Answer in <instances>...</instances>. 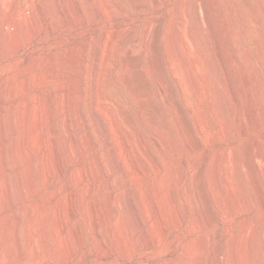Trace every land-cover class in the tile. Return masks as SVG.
<instances>
[{
    "label": "rangeland",
    "instance_id": "374dc122",
    "mask_svg": "<svg viewBox=\"0 0 264 264\" xmlns=\"http://www.w3.org/2000/svg\"><path fill=\"white\" fill-rule=\"evenodd\" d=\"M3 2L4 4L6 3L5 6L7 7L8 12L5 14V16L3 15L5 19L3 18L2 15H0V19H1L0 33H2L4 28L9 30L10 32L12 31V29L14 30L13 27H10V24L15 18L18 17L16 11L19 8H22L27 14H29L30 13L29 9L31 5L29 0H22L21 2L22 5H20L19 0H4ZM42 2H43L42 5L44 8V13H46L47 16L43 26V31L42 32H39L37 30L33 31L31 37L32 39L30 40V42L27 45L20 46L17 50L10 53L8 57L6 58L1 57V53H0V108H2L1 117L4 122L3 123L4 127L6 126L4 131V137L0 140V149L3 146L7 145L6 147H8V149L10 150L11 144L14 140L13 138H15V136H17L18 134V131L16 132V130L13 129L14 127L11 124L13 111L19 108V110H21V112H23L24 115L27 114L28 112H30L32 106L36 104H38L37 106H40V103L42 104L43 102L42 97L48 94H56L58 92L59 85L63 83L62 81H64L65 83L66 80H72L70 81L69 84L72 86L76 84L75 86H77L78 69L82 67L87 69L91 65L90 61H92L93 50H91L90 48L94 49V47L97 44H100L101 46L104 44L103 46L105 48L102 46L103 48L102 53L104 54L103 59L105 60L104 67H106L104 69L105 85L109 86L108 84H110L109 89L113 85L112 86L113 88L112 87L111 88L115 91L113 92L112 89L111 92L110 90H108L109 92L106 91L107 92L106 96L108 95L109 97L113 96V98H110V101H108L109 97H107L106 99L108 101V103L106 102L107 104L106 109L108 110L105 109V111L108 116L107 118H109L107 119V126L109 127L110 125V129L111 127L115 129V132H112L113 135L112 143L113 146L114 145L117 146V144L120 145L115 149L118 150L117 148H120L119 151L121 150L120 151L121 154L119 153V151H117V153H119L118 154L119 156L121 155L119 157L121 159H119V161L116 160L117 161L116 163V161L114 160L115 158L113 157H111L112 159L108 158L107 156L108 153L106 152V150L100 151V154L103 159L105 156H103L102 154L103 153L104 155L107 154L106 155L107 158L105 157L107 160L104 159L106 161V162L104 161V167L106 169L103 168V171L105 172L104 176L106 175L107 178L105 179V177H103L104 172L101 171V168L94 167L93 169L94 171L92 172L95 173L99 171L100 174L99 172L97 174L100 177L98 178L94 177L96 179L93 178L94 180L92 179V181H94L95 189L97 190L98 188L99 190H97L95 193L97 195L92 196V194L90 195L88 194V196L84 199L82 198L83 196L81 193L82 192L81 190H83L84 183L83 182L77 183L74 180L72 173L73 167L69 164V160L61 143L60 144L62 146L59 145V151L60 153H62L61 158L63 159L62 161L64 162L63 164L65 167L63 174L59 176L57 173L54 172V169L51 166V164H49V162L47 161L48 157L46 156L45 159L48 162L47 166L50 165L51 167L49 166L45 167L47 170L45 169L40 175H39L40 172L38 171L37 172L38 174L36 175L37 179L34 177L36 180L32 182L33 184L31 183V186L30 183L27 184L28 187L27 191L24 188L25 186L24 183L22 182L21 177L19 176L21 172L20 169L35 164L37 161L36 160L37 156L32 154L33 157L31 155L30 156L31 158L29 157L22 166L21 165L19 166V164H17L18 162L17 161L15 162L16 159L13 160L14 157L12 151L10 150L9 152V150H7L9 152L7 155L9 157V158L7 157V164L4 168L0 167V199H1L0 220L3 218L2 219L3 221L2 220L0 221V264H206V260L204 258H203L204 260L202 259L203 257L202 255H204V253L208 251L207 248L209 247L210 250H212L215 254V264H224L227 259L226 255L229 256V254L227 253L228 248L226 246V243L229 242V240L243 238L244 237L243 235H246L249 231L250 233L253 232L255 225H258L257 223L261 222V220L259 219L262 218L261 214L264 213V207L260 200L261 198L258 189L256 188L257 186L255 184L254 175L251 172L252 169L249 168L250 166L245 156H243L246 155L245 153V149L247 147L246 144L253 138V134L250 131L247 134L243 131V127H242L243 123L241 120L237 118L234 107L229 104L228 105L225 104L227 105V107L232 108V110L234 111V113L232 111V113H230V115L231 114L232 115L229 116V119H231L230 127L232 132L231 134L232 140L229 139L230 136L227 135V133H225V130L223 128L225 124L224 120L226 121V116L225 113H223L224 112L223 108L220 107L222 106L220 100H222V97L225 98L227 96L223 94L225 96L220 97L218 93L216 94L214 81L211 74L209 73L210 70H208V67H204L201 71L202 73L204 72L203 73L204 76L202 75L203 79L197 77L199 86L195 88L194 84L192 83L193 78L196 77L194 72H192L193 71L192 62L194 60V56H193L194 49L192 47L190 48L188 45H185V43L183 46L182 45L183 43L181 44L180 39L178 41L177 49L174 48V45L167 42L168 44H170L169 46H172L171 50L174 51L175 62L177 63V65L180 66V69L183 72L180 73V75L179 74L177 75V73L173 72L174 70H172L173 68L169 62V59H167L168 51L165 48L167 46L165 45L166 40L164 41V38L166 37L165 39L167 40L170 39L167 37L168 36L167 34L170 33L172 34L173 31L175 30L174 27L175 25L173 21L175 20L174 19L175 16L179 17V19L182 20L179 21V23L181 24H178V26L180 27L178 28L181 29L184 27L183 24L184 19L181 15L182 13L180 11L176 13L175 10L176 8H179L180 6L185 4V0L183 1L182 0H102L101 2L102 5L100 4L101 6H99V9H96L97 6L94 5L92 6V2L88 4L86 3L85 0H83L82 6L85 7L84 10L87 8L84 11L85 16L84 15L81 16V14L78 13L79 11L77 9L72 8L70 9L72 12V14H70L71 15L70 20L65 22L66 24L65 23L62 24L59 28H55L53 26V23L51 22L53 20V16L51 14V5H50L51 2L47 0H42ZM254 4H256V2H254ZM103 7L105 10L103 9ZM145 7H149V8H145ZM99 10H101L102 13ZM15 14L17 15L16 17ZM71 21L74 23H72ZM147 22L148 24H150V26H148V30L151 28L150 32L148 31L147 32L151 35L147 34V36L149 35L148 37L150 40L146 38L144 39V41L145 40L147 41L149 40V41L147 43L143 41V48H144L143 51L144 54L146 55L145 56L146 62L151 66L150 67L144 64L146 65V67H148V69H146L144 65H141L143 64L142 62L136 60L135 55H132L134 52H136L135 46L136 43L138 42L136 40L142 38L141 37L143 35L142 29L145 25H147L146 24ZM157 23L159 24V26ZM181 30L183 31V29ZM180 31L178 32V34L180 33ZM182 31L178 36L182 34ZM141 32L142 34L140 35ZM170 36L171 35H169V37ZM206 39H208V41L211 42V37L209 35V32L206 33ZM145 44L147 48H145ZM133 47L134 50H132ZM125 48L128 49L126 50ZM209 49L210 50H208V52L210 54L213 55L216 54L213 46H210ZM128 53L131 54L132 56L129 55ZM151 54L154 56V59H151L153 58ZM127 56L128 57L130 56L129 57L130 60H132L131 57L135 60L130 61ZM46 58H50L49 59L50 61H48L47 64L43 62L44 60H46ZM124 58L125 59L127 58L130 61V63L127 59L124 60ZM148 58L150 61L152 60L153 62H155L156 65L155 64L152 65L150 61H147ZM121 59H122V63L125 66V69H127L124 70V72L126 71L124 75L126 77L128 76L126 79L127 81L130 80L131 83L130 82L129 83L132 86V88L133 86H135L134 89L136 88L139 94L136 93V90L135 93L136 96L138 94L137 97L140 96V98H138V100L141 99L140 101L137 100V102H134V100L130 97V95H128L129 93L126 90V86H124L125 84L123 80L120 81L119 78L116 76L120 65L119 63H121L120 61ZM81 63H83L84 65ZM107 63H108V67L106 65ZM131 63L133 64L135 63V64L133 65ZM174 73L176 76L174 75ZM46 76L49 78V80L45 82V79L43 77L46 78ZM40 81L41 82L44 81L46 84L41 83ZM179 81L188 86V87L186 86V88L189 92V101L192 102V104L190 103V106L188 107L187 105H185L186 115H187L186 118L191 125L193 136H195L201 142L200 145L202 144L200 147L201 149L199 150L193 149L190 142H188L189 140L187 135L183 130V123H184L182 119L183 116L181 115V109L179 107L182 106L183 101L181 99V94L178 91L179 83L177 82ZM68 82L69 81H67V83ZM26 85L28 86V88H26L27 87ZM107 86H105V89L107 88ZM15 89L17 90L16 94L12 93L16 91ZM76 93L77 92L74 89V92L72 91V94H74V96H77L75 95ZM23 102L25 105L26 104L27 105L25 106ZM20 103H22L23 105ZM56 108H55L56 115L54 113V119L50 124L51 126L50 129L52 127H53L52 130L55 129V131L50 130L53 135L54 133L56 134L58 133V128L56 129V127H57V122L60 118L59 110L58 108L57 109ZM143 110L145 112H143ZM118 112L119 113L121 112L120 114L123 117V118L120 117L122 119H120L119 126L122 123L123 126L121 125L119 127L114 125L115 126L114 127L113 125H111V122L114 120L115 116L118 115L121 116ZM213 113L214 115H212ZM29 124H27L26 125L27 127H25L27 129V133L28 131H30ZM37 125L39 131L38 133L39 137L37 138L39 139L41 138V140L39 139L38 140L41 141L40 143H42L43 145L41 154L44 158V155L47 154L46 147L44 144L45 129L43 128L41 120H37ZM124 125L127 128H125ZM152 126L153 127L157 126L162 128L165 132L170 134V136H172L174 140L176 139L175 141L177 143V148L179 150L172 148L171 145L165 143L161 138H159L155 134L154 130H152L153 129ZM114 129L112 131H114ZM125 129H127V131ZM126 132L131 134L130 141L127 147L123 144L122 141L124 139V135ZM30 133L31 131L29 132V137H28L29 140L30 141H34V139L36 140L35 137L37 136V134L36 136L34 135L35 137L34 136L32 137L33 134ZM113 133L116 134V137H114L115 134ZM114 140L117 144H114L115 143ZM138 140L144 141L145 142L144 145L147 144L146 147L150 149L151 154L154 157V160H158V163L162 165L161 173H159V170L153 164L152 162L153 160L151 159L150 154H148V152H146L145 150L146 148L145 149L143 147L140 148L141 151L137 149ZM232 146L235 147L238 146L241 148V151H243L241 152L242 153L241 156L243 158L242 162H245L242 163L245 166V167L243 166V172H244L243 174L247 172L244 175V177H246L245 179L246 183L245 182L242 183V181L239 178V175L236 173L235 170H233L234 176L232 173L231 179L229 181L230 184L228 183L224 186V192H220L218 190L215 191V189L211 187V183L208 179L209 176H207L206 181L205 179L203 180V178L200 176L198 172L200 170L199 168H201L204 162L206 163L213 160L218 155L216 153L219 154H223L224 152L232 153L230 149L234 150L235 148ZM132 147L135 148L133 149ZM154 147H156L158 150ZM228 147L231 148L229 149ZM61 148L63 150H60ZM137 151H140L139 153L142 152L141 156L142 157L144 156L143 158H145L144 165L141 164L144 169L141 167L139 168V171L138 169H136L138 168L136 161ZM108 159L111 161H109ZM113 160L115 163L113 162ZM231 160L233 161L232 155H231ZM15 165H18L19 167L18 166L15 167ZM112 166L113 167L117 166V167L113 168ZM95 169H99V170L96 171ZM115 169L117 171H115ZM165 170L168 175L165 173ZM108 172L111 174H108ZM161 174L162 175L164 174V176H162ZM235 174H237L238 178ZM116 175L119 177L117 178ZM4 178L10 180V190L13 191V193L11 191L10 196H7L5 191L6 188L5 187L3 188L4 185L1 184ZM103 178L107 180V182L103 180ZM161 178H162V182H161ZM164 178L165 179L167 178L166 181ZM114 179L115 182L117 183L116 184L110 183L111 181H114ZM101 180L103 181L104 185L102 184ZM19 183L20 184L23 183L22 185L23 187L19 185ZM159 183L160 184L163 183L162 186L164 187H162ZM98 184L102 187L101 190L100 187H96L98 186ZM111 184L113 186H111ZM102 185L104 186V188ZM109 185L111 187H109ZM242 185L245 187H243ZM199 186L202 187L200 188ZM246 188L248 190H246ZM198 191L201 193H199ZM3 192L5 193L3 194ZM196 192L199 193L196 194L197 196L201 194L204 195L202 198L206 203V204L204 203L206 205V206L204 205L206 207L205 208L206 213L213 220L210 226L206 225L204 220L198 219L197 221H195L196 207H197L196 195H195ZM66 194L67 196L70 195V197H66ZM71 196L73 199H71ZM99 196L102 198H100ZM66 198H69L68 200H70L69 206H72L73 210L75 209L74 210L75 213L72 215L68 214V216L65 214V211L69 206L66 205L67 206L66 207L65 204H62L64 203L63 201H65V203L68 202ZM114 198L116 200V205H115L117 207L116 212H113V208H112V201ZM216 198L217 199L220 198L219 202ZM92 199L94 200L96 199L97 201V206H98L97 207L98 209L96 210L97 213L101 214L100 216H102L103 218L105 215L107 216V217L105 216L106 218L110 217L111 221L108 218L109 221L106 223V225H110L114 223V221L116 220L115 217H119L120 215L117 222V225L119 224L118 228L119 226L120 228L118 229L116 225L117 229L115 228V230L117 231V234L119 233L118 234L119 238L121 237L122 234L121 237L122 239L117 240L116 238L115 244L117 248H115L114 250L115 253L111 252L112 250L111 248H108L106 249V251L104 250L107 254L103 251L104 254L99 256L98 253L92 247V242L89 237V233L91 230H88L90 226L87 225L88 224L87 221L85 222V216H84V214H92L90 212H93L91 206L88 204L89 201H92ZM55 204L57 207L56 206L54 207ZM89 207L91 209L90 211H88ZM62 208L63 209L65 208V211ZM32 209H34L33 211L35 212H33ZM232 209H234V213L233 211H231ZM117 213L118 215L115 216L114 214ZM24 217L27 219H25ZM76 219L80 222L78 223ZM16 220L20 221L21 222L20 224H22L20 225L21 226L20 230H22L21 234L23 235V236L21 235L22 246L23 249L26 250L23 260H20L18 258L17 256L18 252L16 246L14 247V245H12V239L7 234L14 227L12 224L14 225L16 224L17 222ZM253 220H255V223ZM53 224L55 227V228L53 227L54 229L52 228ZM120 224L122 225V227ZM42 225L43 228L46 227L50 231L49 232L50 234L51 233L53 234H51V240L49 241L47 247L43 246L42 248V254H41L42 258L37 259L35 257V248H34L35 237L32 236V230L37 229L38 230L37 235L40 236L39 232L41 234L42 233L41 231L44 232L45 230L42 228ZM23 226L25 227L23 228ZM56 226L58 228H56ZM105 227H106L105 225H102V229L103 228L105 229ZM71 228L73 230L77 228L75 231L78 232V234H80V235L77 234L79 238H76L75 241L77 243V247L79 246L78 248L77 247L75 248L76 245H74L73 247L72 240H70L67 237L69 230H72ZM80 228L83 229L80 230ZM120 229H121V233H120ZM64 234L66 236L63 238ZM52 238L53 239L55 238L54 241L52 240ZM79 240L81 241L80 244H79ZM122 240L124 241L122 242ZM211 243H213L214 245L213 244L211 245ZM204 244H206V246H204ZM203 246L205 247L204 248L205 250L202 248ZM7 248H10L11 250ZM67 250H68L67 253L68 254L70 253L69 255L66 253ZM195 252L197 254H195ZM200 254L202 255L200 256ZM11 261H13V263ZM245 261H243L242 263L253 264L250 262V260L249 261L245 260Z\"/></svg>",
    "mask_w": 264,
    "mask_h": 264
},
{
    "label": "bare ground",
    "instance_id": "6f19581e",
    "mask_svg": "<svg viewBox=\"0 0 264 264\" xmlns=\"http://www.w3.org/2000/svg\"><path fill=\"white\" fill-rule=\"evenodd\" d=\"M3 1L4 0H0V15H2V16L4 15L5 16V14L8 12V9L5 6L6 3L4 4ZM19 1H20V5H22L21 4L22 0H19ZM47 1L51 2L50 5H51V14L53 16V20L51 18L50 19L52 20L51 22L53 23V26L55 28H59L62 24H64L65 22H67V21L70 20V18H71V15L70 14H72V12H71L70 9H72V8L77 9L79 11L78 13H80L81 16L84 15V11L87 9L86 8L84 10L85 7L82 6L83 5V3H82L83 0H47ZM85 1L88 4L92 2V6L93 5L94 6H97V8L95 7L96 9H99V6L102 5V3H101L102 0H85ZM29 2L31 3L30 9H29V12L30 13L27 14L22 8H19L18 10L16 9L17 10L16 12L18 14V17L15 18L14 20L11 18L13 20L11 22V24H10V21H9L10 27H13L14 30L12 29V31L10 32L9 30H7V29L4 28V30L2 31V33H0V53H1V57L6 58V57L9 56L10 53H12L13 51L17 50L20 46L27 45L30 42V40L32 39L31 37H32V34H33L32 32L33 31H35V30H37L39 32H42L43 31V26H44V23H45V20H46V17H47L46 16V13H44V8H43V5H42L43 2H42V0H29ZM254 2H256V4H254ZM103 3H105V2H103ZM182 6H180L179 8H176L175 12L177 13V12L180 11L182 13V14L181 13L180 14L182 15V17L184 19L183 20L184 21V23H183L184 24V27L181 28V29H183V31L181 29H179L180 27L178 26V24H181V23H179V21H182V20H180L179 17H176L175 16V18H174L175 20H173L174 21V25H175L174 26L175 27V30L173 31L172 34L171 33L170 34H167L168 36L165 35V36H167L170 39L167 40V39H165L166 37L165 38L163 37L164 38V41L166 40L165 41L166 42L165 45L167 47H165V48L168 51V58L167 59H169V62L171 64L172 68H173L172 70H174L173 72L177 73V75L178 74L180 75V73H183V72L181 71L180 66L177 65V63L175 62V59H174V51L171 50V47L172 46H169L170 44H168V43H171L172 45H174V48L177 49V47H178V41L180 39L181 44L183 43L182 44L183 46H184V43H185V45H188L190 48L192 47L194 49V55H193L194 56V60H193V62L191 61L193 63V65H192V70L193 71L192 72H194V74L196 75V77L193 78V81L192 80H190V81H192V83L194 84L195 88L197 86H199L198 78L197 77H200V79H203V76H204L203 73L204 72L202 73L201 71H202V69L204 67H208V70H210L209 73L211 74V76L213 78V81H214V87L216 89V94L218 93V95L220 97L225 96V95L227 96L225 98L222 97V100H220L221 101L220 103L222 105L220 107L223 108V110H224L223 113H225V116H226V121L224 120L225 124H224V127L223 128L225 130V133H227V135L230 136L229 139L232 138V136H231L232 132H231V127H230V121H231V119H229V116L232 115V114L230 115V113H232L233 110H232V108L227 107L228 104L234 107L235 112H236V115H237V118L242 121V123H243V126H242L243 127V131L246 134L249 133V131L253 134V138L248 143L246 142L247 143L246 144L247 147L245 149L246 155H243V156H245V158H246V160H247V162H248V164L250 166L249 168L252 169L251 172L254 175L255 184L257 186L256 188L258 189V192H259V195H260V198H261L260 200H261L262 205L264 207V0H185V4H183ZM100 8H102V7H100ZM145 8H149V7H145ZM103 9H104V7H103ZM73 11H75V10H73ZM99 11L102 13L101 10H99ZM104 12H106V11H104ZM4 16H3V18H4ZM16 16L17 15L15 14V17ZM161 22H162V20H161ZM6 23H8V22H6ZM72 23H74V22H72ZM146 24L147 25H145L143 27V29H142V32H143V35L141 36L142 38L139 39V40H136V41H138L137 43L134 42V43H136V46L133 45V46L136 47V49H135L136 52L132 51V52H134L132 55H135L136 56V60L137 61H140V62L143 63L141 65L146 64V65L150 66L146 62V57H145L146 55L144 54V51H143V49H144L143 48V41H144L145 38L146 39H149L148 36L151 35V34L148 33L151 30V28L148 30V26H150V24H148V22ZM158 26H159V24H158ZM165 26H166V24H165ZM177 29L179 31L180 30L182 31V34L180 36H178V35L181 33V31L178 34L179 31ZM176 31H178V32H176ZM142 32L140 33V35L142 34ZM208 32H209V35L211 37V42H209L208 39H206V33H208ZM147 34H149V35L147 36ZM169 35H171V36L169 37ZM148 41L145 40L144 42L147 43ZM102 43H104V42H102ZM102 46L100 44H97L94 47V49L93 48H90L91 50H93L92 61H90L91 62V65L87 69H85L84 67L78 69V77H77L78 84H77V86H75L76 84L74 85L75 87L69 84L70 81H72V80H66L65 83H64V81L61 80L63 83L61 85H59L58 92L56 94H48V95H45L44 97H42L43 98L42 104L40 103V106H37L38 104L32 106V108L30 109V112H28L27 114H25L26 116L24 115L23 112H21V110H19V108H17L16 110L13 109L14 111L12 113L11 124L14 127L13 129H15L16 132L18 131L17 136L14 135L15 138H13L14 140H13V142L11 144V147H10V150L12 151L13 157H14L13 160L16 159L15 162L17 161L18 162L17 164H19V166L20 165L22 166L24 164V162L32 154H34V155L37 156L36 157L37 158L36 159L37 161H36L35 164H33L31 166H28V167L26 166V167L20 169V171H21L20 174L17 173L21 177L22 182L24 183V186H25L24 188L26 189V191H27V188H28L27 187V184L30 183V186H31V183L34 180L37 179L36 178V175L38 174L37 172L39 171L40 172L39 175H40L46 169L45 167H48V166L51 167L52 166L53 169H54V172L57 173L59 176L63 174L65 167H64V164H63L64 162L62 161L63 159L61 158V154L62 153H60V151H59V145L60 146L63 145V148H64L65 153L67 155V158L69 160V164L73 167V172L72 173H73L74 180L77 183H81V182L84 183L83 190H81L82 191L81 193H82V196H83L82 198H84V199L88 196V194L89 195L92 194V196L93 195H97L95 193H96L97 190H99L98 188H97V190L95 189V187H94V181H92V179L94 177H97V178L100 177L97 174L99 171L98 172H95V173L92 172V171H94L93 170L94 167L95 168L96 167L97 168H101V171H103V168H105L104 167V161L107 160L106 159L107 156H108L109 159L111 157L115 158L114 159L115 161L116 160L119 161V159H121V158H119L121 155L120 156L118 155L120 153V151H121V150L119 151L120 148H117L118 150L115 149L116 147H118L120 145H118L115 142V140H114V142H115L114 144H117V146L116 145L113 146V143H112L113 142L112 141L113 140L112 132H115V129L113 127H111V129H110V125H109V127L107 126V119H109V118H107L108 116H107L106 111H105V109L107 107L106 106L107 105L106 102L108 103V101H110V98H113V96L112 97H109V95L106 96V93H107L106 91L110 90V92H111V89L113 88L112 87L113 85L111 83V85H112L111 87L112 88L110 87V89H109L110 84H108L109 86L105 85V76H104V71L105 70L104 69L106 67H104L105 60L103 59V55L104 54L102 53V49H103ZM210 46H213L214 47V49H215L214 51L216 53L215 55L210 54L208 52V50H210L209 49ZM145 48H147L146 44H145ZM163 48H164V46H163ZM165 48H164V50H165ZM168 48H170V49H168ZM187 49H186V51H187ZM132 50H134V47H133ZM146 51H147V49H146ZM60 53H62V52H60ZM83 54H85V53H83ZM148 54H150V53H148ZM129 55H131V54H129ZM151 56H153V55L151 54ZM149 58H151V57H149ZM149 58L147 59V61H150ZM49 59L50 58H46V60H44L43 62H45L47 64V62L50 61ZM122 59H123V57H122ZM122 59L120 60L121 63H119L120 65H119V68H118V72L116 71L117 72V75L116 76L119 78L120 81L123 80V82L125 84L124 86H126V90L129 93L128 95H130V97L134 100V102H137L138 98H140V96L137 97L139 93L137 92L136 88L134 89L135 86H133V88H132V86L130 85V83H131L130 80L127 81L126 78L128 76L126 77L124 75V73L126 72V71L124 72V70H127V69H125V66L122 63ZM126 59L124 58V60H126ZM131 59L132 60H130V58H129L130 61L135 60L132 57H131ZM151 59H154V56ZM55 60H54V62H55ZM130 61H129V63H130ZM185 61H187V60H185ZM140 62H139V64H140ZM150 62L152 63V65L155 64V62H153L152 60ZM81 64H83V63H81ZM131 64H133V63H131ZM106 65L108 67V63ZM133 65H131V66H133ZM146 65H144V66L146 67ZM157 65H158V63H157ZM128 67H130V66H128ZM146 69H148V67H146ZM175 73H174V75H175ZM63 74H65V73H63ZM32 75H34V74H32ZM55 75H57V74H55ZM113 77H115V76H113ZM132 77H131V79H132ZM43 78L45 79V82L47 80H49V78L47 76H46V78L45 77H43ZM67 81H69V82L67 83ZM22 82H23V80H22ZM26 82H27V79H26ZM45 82L42 81L41 83H45ZM28 83H29V81H28ZM37 83H38V81H37ZM109 83H110V80H109ZM177 83H179L178 84V91L180 92L181 99L183 101L182 106H179L180 109H181V115L183 116V118H182L183 119V122H184L183 123V130H184L185 134L187 135L188 140H189L188 142H190V144L193 147V149L194 150H199V149H201L200 147H201L202 144L200 145L201 142L195 136H193V134H192L193 132H192L191 125H190L189 121L186 118L187 115H186V106L185 105H187V107H188V106H190V103L192 104V102L189 101V92H188V90L186 88L187 85H185L184 83H182L180 81L177 82ZM21 86H23V85H21ZM105 86H107L108 89L107 88L105 89ZM26 88H28V86ZM10 89H12V88H10ZM74 89L77 92L75 94L77 96H74V94H72V91L74 92ZM135 90H136V93H138L137 96H136ZM113 92H115V91L113 90ZM12 93L16 94L17 93V90L14 91V92H12ZM108 94H110V93H108ZM209 94H210V92H209ZM223 94H225V95H223ZM107 97H109L108 101L106 100ZM56 98H57V100H56ZM26 100H28V99H26ZM117 100H115V101H117ZM140 100H138V101H140ZM211 100H212V97H211ZM225 100H226V103H225ZM20 104H22V103H20ZM23 104H24V102H23ZM225 104H227V105H225ZM56 107L59 110L60 118H59V120L57 122V127H56V129L58 128V133L57 134L54 133V135H53L51 133V131H50V130H52L53 127L50 129V127H51L50 124L52 123V121L54 119V113H55V108ZM73 108H75L76 111ZM228 108H230V109H228ZM1 110H2V108H0V140L4 137V131H5V128H6V126L4 127V124H3L4 122H3V119L1 117ZM106 110H108V109H106ZM214 110H215V108H214ZM143 112H145V111L143 110ZM233 113H234V111H233ZM55 115H56V113H55ZM212 115H214V113ZM142 116H143V114H142ZM112 117H114V116H112ZM120 117H122V115L121 116H119V115L118 116H115L114 120L113 121L111 120L112 122L110 121L111 122V125H113V126L114 125L115 126H119L120 119L123 118V117L122 118H120ZM145 117H143V118H145ZM198 118H200V117H198ZM168 119H169V117H168ZM4 120H5V118H4ZM37 120H41L42 125H43V128L45 129L44 144H45V147H46L47 154L46 155L43 154L44 155V158H43V156L41 154L43 145H42V143H40L41 141H39V140H41V138L40 139L37 138V137H39V134H38L39 131H38V128H37L38 127ZM201 122H202V120H201ZM124 123H125V121H124ZM27 124L30 125V128L29 129H30L31 133L33 134L32 137L34 135L36 136V134H37L36 137L34 136L36 138V140L34 138H32V139H34V141H30L29 138H28L30 131H28V133H27V129L25 128V127H27L26 126ZM121 125L123 126V123ZM125 128H127V127L125 126ZM132 128H134V127H132ZM152 128H153L152 130H154L155 134L159 138H161L165 143L171 145L172 148H174V149H178L177 148V143L175 141L176 139L174 140V138L172 136H170V134H168L167 132H165L160 127H157V126L153 127L152 126ZM113 129H114V131H112ZM149 129H151V128H149ZM125 130L127 131V129H125ZM52 131H55V129L52 130ZM118 132H120V131H118ZM55 134H56V136H55ZM113 134H115V133H113ZM130 136H131V134L128 133V132H126L125 135H124V139L123 140L121 139L123 141V144L126 147L129 144ZM114 137H116V134H115ZM30 139H31V137H30ZM100 141H101V143H100ZM143 142L144 141H142V140H138V143H137V147L138 148L137 149L140 150V148H142V147L144 149L146 148L145 150H146V152H148V154H150L151 159L153 160L152 161L153 164L159 170V173H161L162 172V170H161L162 169L161 168L162 165H160L158 163V160H154V157L152 156L150 149L146 147L147 144L144 145L145 142L144 143ZM6 146H3L0 149V167H3V168L7 164V157H8L7 155L10 152V150ZM232 147H235V146H232ZM132 148L134 149L135 147H132ZM154 148H156V147H154ZM144 149H142V150H144ZM7 150H9V152ZM60 150H63V149L61 148ZM101 150H104V151L106 150V152L108 153V155L106 154L107 156L104 155V153L102 154L103 156L106 157V158L104 157L105 160L102 158V156L100 154V151ZM117 151H119V153H117ZM140 151H137V160L135 159L137 161V167L138 168H136V169H138V171H139V168H141V167L143 168V166L141 164L144 165V163H145V158H143L144 156L143 157L141 156L142 152L139 153ZM230 151H232V153L231 152H227V153L224 152L223 154L216 153L218 155L213 160H211L209 162H206V163L204 162L203 165L201 166V168H199L200 170L198 172H199L200 176L203 178V180L205 179V181L207 180V176H209L208 179H209V181L211 183V187L213 189H215V191L218 190L220 192H224V186L229 183V181L231 179V176H232V173H233V170H235L236 173L239 175V178L242 181V183L245 182L246 177H244V175L247 172H245V174H243L244 173L243 172V166L244 165L242 163H245V162H242L243 161L242 160L243 158L241 156V154H242L241 152H243V151H241V148L238 147V146L235 147L234 150H231L230 149ZM158 153H159V151H158ZM231 155L233 157V161L231 160ZM46 156L48 157L47 158V161L49 162V164H51V166L50 165L47 166V163L48 162L45 159ZM32 157H33V155H32ZM114 160H113V162H114ZM164 160H166V159H164ZM109 161H111V160H109ZM116 163H117V161H116ZM146 163H148V162H146ZM134 164H136V163H134ZM16 166H18V165H15V167ZM116 167H113V168H116ZM135 167H136V165H135ZM95 170L97 171L99 169H95ZM115 171H117V170L115 169ZM248 171H250V170H248ZM91 173H92V175H91ZM93 173H94V175H93ZM165 173H166V170H165ZM99 174H100V172H99ZM104 174H105V172L103 173V177H105V179H106L107 177H106V175L104 176ZM108 174H111V173L108 172ZM137 174H139V173H137ZM237 174H235V175L237 176ZM249 174H251V173H249ZM118 175H119V173H118ZM162 176H164V174ZM233 176H234V173H233ZM118 177L119 176H117V178ZM114 178H116V177H114ZM237 178H238V176H237ZM94 179H96V178H94ZM105 179L103 178V180H105ZM166 179H165V181H166ZM11 180H13V179H11ZM105 181L107 182V180H105ZM16 182H17V180H16ZM161 182H162V178H161ZM23 183L22 184L19 183V185L22 186ZM110 183L116 184L117 182H115V179H114V181H111ZM205 183H207V182H205ZM1 184L4 185L3 188L4 187L6 188L5 191H6L7 196H10L11 191H12V190H10V180L4 178V180L1 182ZM34 184H35V182H34ZM102 184H103V181H102ZM162 184L163 183H161L160 185L162 186ZM69 185H71V184H69ZM14 186H15V184H14ZM44 186H45V184H44ZM111 186H113V185L111 184ZM111 186L109 185V187H111ZM96 187H100V190L102 188L99 184ZM162 187H164V186H162ZM243 187H245V186H243ZM103 188H104V186H103ZM230 188H228V189H230ZM15 189H17V188H15ZM246 190H248V189L246 188ZM14 192H16V191H14ZM23 192H25V191H23ZM4 193L5 192H3V194ZM12 193H13V191H12ZM97 193H99V192H97ZM199 193H201V192H199ZM199 193L196 192L195 195L196 194H199ZM13 196H14V194H13ZM20 196H21V194H20ZM193 196H194V194H193ZM203 196L204 195H202V194L201 195H198V196L196 195V205H197V207H196V219H195V221H197L198 219L204 220V222L206 223V225L210 226V224L212 223L213 220L206 213V209H205L206 208L205 207L206 206L205 205L206 203L204 202V199L202 198ZM66 197H70V195L67 196V194H66ZM64 198H65V196H64ZM100 198H102V197H100ZM66 199L68 200L69 198H66ZM71 199H73L72 196H71ZM166 199H168V198H166ZM219 199H217L218 202H219ZM57 200H58V198H57ZM248 200H250V199H248ZM69 201L70 200H68L67 203H65V201H63L64 203H62V204H65V206L66 205L69 206V203H70ZM118 201H119V199H118ZM194 201H195V199H194ZM15 203H16V201H15ZM0 204H1V201H0ZM88 204L91 206L93 212H90L92 214H84V216H85V222L87 221V223H88V224L87 223L86 224L90 226V228L88 230H91L90 233H89V237L91 239L93 249L98 253L99 256L102 255V254H104L103 251L104 250L106 251V249H108V248H111L112 249L111 252H114L115 248H117V246L115 244L116 238H117V240L122 239L121 238L122 237V234H121V237L119 238V236H118L119 233L117 234V231L115 230L120 215H119V217H115L116 220L114 221V223H112L110 225H106V223L109 221L110 217H108L109 218L108 219V218H106L107 216L104 214L106 217L104 216V218H103L102 216H100L101 214H98L97 213L96 210L98 209L97 208L98 206H97L96 199L95 200L92 199V201H89ZM28 205H29V203H28ZM42 205H43V203H42ZM42 205H40V206H42ZM115 205H116V200L114 198L113 201H112L113 212H116L117 211L116 210L117 207ZM55 206H56V204L54 205V207ZM63 207H64V205H63ZM1 208H3V207H1ZM27 210H29V209H27ZM33 210L34 209H32V211ZM63 210L65 211V208ZM74 210H73L72 206H69V207H67V209L65 211V214L67 216H68V214L69 215H72V214L75 213ZM90 210L91 209L89 207L88 211H90ZM94 210H95V213L96 214L94 213ZM107 210H108V208H107ZM51 211H52V209H51ZM99 211H101V210H99ZM231 211H233V213H234V209H232ZM33 212H35V211H33ZM107 215H108V213H107ZM114 215L116 216V215H118V213L117 214H114ZM261 215H262L261 216L262 218L259 219V220H261V222L260 223H257L256 222L258 225H255L254 224L255 225V228H254L253 232L250 233V231H249L246 235H243L244 237L241 238V239L229 240V242H227V243L224 242V243H226V246L228 248L227 249L228 250L227 253L229 254V256L226 255L227 256V259H226V262L224 264H241L245 260H247V261L250 260V262L253 263V264H264V213L261 214ZM5 216H7V215H5ZM255 216H256V214H255ZM258 217H259V215H258ZM54 218H55V216H54ZM25 219H27V218H25ZM255 219H257V218H255ZM56 220H57V218H56ZM120 220H122V219H120ZM110 221H111V219H110ZM250 221H251V219H250ZM253 221L255 223V220H253ZM79 222L80 221H78V223ZM20 223H21L20 221H17L15 225L12 224L14 227L12 226L13 228L7 234L12 239V245H14V247L16 246V249H17V252H18V253L17 252L16 253L18 254L17 255L18 258L20 260H23L24 259V256H25V251L26 250H24L23 249V246H22V238H21V235H22L21 234L22 233L21 231L22 230H20V227H21L20 225H22V224H20ZM51 223H52V221H51ZM53 223H55V222H53ZM38 225H39V223H38ZM102 225H105L106 226L105 229L104 228L102 229ZM118 225H117V228H118ZM24 227L25 226H23V228ZM53 227H54V224H53L52 228ZM81 227H82V225H81ZM121 227H122V225H121ZM42 228H43V225H42ZM56 228H58V227L56 226ZM119 228H120V226H119ZM134 228H135V226H134ZM43 229H45L46 231L44 230V232H43L40 229V231L42 232L41 234L39 232V235L40 236L37 235V231H38L37 229L32 230V236L35 237L34 248H35V257L37 259H41L42 258L41 257L42 248H43V246H46L47 247L49 241L51 240V234H53V233L50 234L49 233L50 231L46 227H44ZM76 229L77 228H75L74 230L73 229L72 230H69V232L67 234V237L70 240H72V242H73L72 243L73 244L72 246L74 247V245H76L75 248L77 247V243L75 242L76 241V238H79L77 236L78 232L75 231ZM82 229L80 228V230H82ZM120 233H121V229H120ZM78 235H80V234H78ZM56 236H55V238H56ZM65 236L66 235L64 234L63 238ZM54 239L52 238L53 241H54ZM80 240H79V244L81 243ZM123 241L124 240H122V242ZM10 244H11V242H10ZM206 244H204V246H206ZM212 244L213 243H211V245ZM124 246H125V243H124ZM204 246L202 247L203 249L205 248ZM208 246H210V245H208ZM202 248H200V249H202ZM224 248H225V246H224ZM7 249H10V248H7ZM67 249H68V247H67ZM198 249H199V247H198ZM207 249H208V251H206V253H204V255L200 254V256L201 255L203 256L202 259L204 258L206 260V264H215V254H214V252L212 250H210V247L207 248ZM9 252H7V253H9ZM67 252H68V250L66 251V253ZM200 253H201V251H200ZM67 254H66V256H67ZM195 254H197V253L195 252ZM198 255H199V253H198ZM11 262L13 263V261H11ZM38 263H40V262H38ZM242 264H244V263H242Z\"/></svg>",
    "mask_w": 264,
    "mask_h": 264
}]
</instances>
